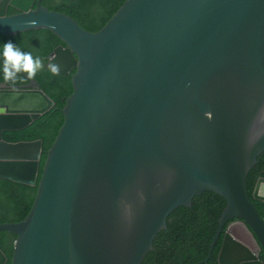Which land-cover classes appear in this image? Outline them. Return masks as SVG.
<instances>
[{"label": "water", "instance_id": "water-1", "mask_svg": "<svg viewBox=\"0 0 264 264\" xmlns=\"http://www.w3.org/2000/svg\"><path fill=\"white\" fill-rule=\"evenodd\" d=\"M41 28L66 42L50 63L77 69L75 92L32 211L0 225L18 236L12 264H142L205 191L227 202L218 264H264V177L247 191L264 151V0H126L96 32L43 0H0V34ZM55 106L36 81L0 85L1 179L38 184L43 140L4 134Z\"/></svg>", "mask_w": 264, "mask_h": 264}, {"label": "trees", "instance_id": "trees-1", "mask_svg": "<svg viewBox=\"0 0 264 264\" xmlns=\"http://www.w3.org/2000/svg\"><path fill=\"white\" fill-rule=\"evenodd\" d=\"M125 1L43 0V4L51 10L71 15L81 26L96 32L112 18ZM16 12L18 11L11 7L8 13ZM8 41H12L23 52H31L34 58H41L44 67L37 72L35 79L29 80L26 73H20L15 84L4 81L2 52L3 44ZM59 45H66V42L56 32L47 28L32 29L15 36L0 34V85L23 88L37 81L56 102L51 112L29 127L5 133V140L14 143L43 140L44 155L36 186L0 178V225L22 222L29 216L37 198L49 151L65 124L64 109L68 99L75 92L74 75L77 69H73L69 75H53L50 72L48 64ZM262 176L264 177V151L257 157V163L247 175V191L251 197L258 178ZM254 202L261 216H264V202L259 200ZM226 206L227 202L222 196L212 191H205L193 198L191 206H181L176 209L167 219V228L157 234L153 249L148 252L142 264H218L223 236L214 249L211 245ZM17 239L18 236L9 231L0 232V247L9 258L8 264L13 263Z\"/></svg>", "mask_w": 264, "mask_h": 264}, {"label": "clouds", "instance_id": "clouds-1", "mask_svg": "<svg viewBox=\"0 0 264 264\" xmlns=\"http://www.w3.org/2000/svg\"><path fill=\"white\" fill-rule=\"evenodd\" d=\"M31 23L34 24L36 23V21H32ZM2 55H3L2 70L4 74L3 79L4 81L11 82L12 84H15L17 82L20 73H26L27 79L29 80L35 79L37 72L42 70L44 67L43 61L41 60L40 57L34 58L31 52L21 51L20 48L17 47L16 44H14L12 41H8L3 44ZM48 69L53 75H59L61 72V66L58 63H54V62L48 64ZM19 78L21 80L23 79V77H19ZM2 111L3 109H0V112Z\"/></svg>", "mask_w": 264, "mask_h": 264}]
</instances>
